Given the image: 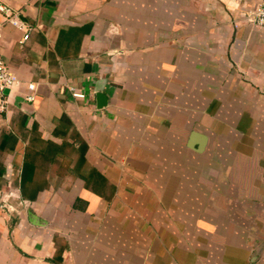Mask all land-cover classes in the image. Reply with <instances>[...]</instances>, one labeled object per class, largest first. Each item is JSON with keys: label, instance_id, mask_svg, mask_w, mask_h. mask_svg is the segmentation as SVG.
<instances>
[{"label": "crops", "instance_id": "0c3cea01", "mask_svg": "<svg viewBox=\"0 0 264 264\" xmlns=\"http://www.w3.org/2000/svg\"><path fill=\"white\" fill-rule=\"evenodd\" d=\"M261 1L0 0V264H264ZM33 126L69 138L29 200Z\"/></svg>", "mask_w": 264, "mask_h": 264}, {"label": "trees", "instance_id": "16d2710c", "mask_svg": "<svg viewBox=\"0 0 264 264\" xmlns=\"http://www.w3.org/2000/svg\"><path fill=\"white\" fill-rule=\"evenodd\" d=\"M65 127H69V124H67V120L63 118L55 133L58 134L59 132H65ZM61 128H64V130H61ZM35 129L36 126H33L30 130L29 143L25 149L20 181L22 197L29 200L34 199L39 191L48 186L49 179L38 178V174L40 177L41 175L50 173L49 170L54 164H58L59 166L60 163H55V158L65 151V146L67 145L68 140L67 138H69L64 135L63 146H57L49 141H43L39 134L35 132ZM70 138L74 142L77 141V137L73 134L70 135ZM72 151L74 150L72 149ZM78 156L82 157V154H78Z\"/></svg>", "mask_w": 264, "mask_h": 264}, {"label": "built area", "instance_id": "2783aa9c", "mask_svg": "<svg viewBox=\"0 0 264 264\" xmlns=\"http://www.w3.org/2000/svg\"><path fill=\"white\" fill-rule=\"evenodd\" d=\"M5 6L0 3V12H5ZM251 22L258 26L264 27V0L261 1L255 9L250 13L249 16ZM10 23L15 27H21L16 16L8 17ZM0 35H1V26H0ZM28 37L27 34L23 36V39L26 40ZM19 83L18 78L13 74L8 66L0 61V110H3L7 105V91ZM29 93L25 97L27 102H32L34 100V90L35 85L30 83L27 85ZM72 95L75 98H83L84 95L80 92L73 91L71 89Z\"/></svg>", "mask_w": 264, "mask_h": 264}, {"label": "water", "instance_id": "95a60500", "mask_svg": "<svg viewBox=\"0 0 264 264\" xmlns=\"http://www.w3.org/2000/svg\"><path fill=\"white\" fill-rule=\"evenodd\" d=\"M95 96L97 101V108L104 107L107 102L106 96L101 92H97ZM193 143H195L194 145H196V147H194ZM205 143H206V137L204 135L198 133H192L187 146L191 149L196 150L197 152H201L204 149ZM263 250H264V242L260 246L257 253H260Z\"/></svg>", "mask_w": 264, "mask_h": 264}]
</instances>
